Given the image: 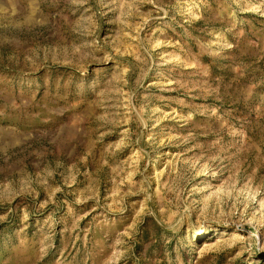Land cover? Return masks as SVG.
Here are the masks:
<instances>
[{"label": "rangeland", "instance_id": "374dc122", "mask_svg": "<svg viewBox=\"0 0 264 264\" xmlns=\"http://www.w3.org/2000/svg\"><path fill=\"white\" fill-rule=\"evenodd\" d=\"M0 264H264V0H0Z\"/></svg>", "mask_w": 264, "mask_h": 264}]
</instances>
